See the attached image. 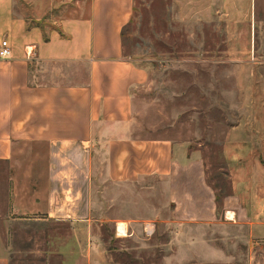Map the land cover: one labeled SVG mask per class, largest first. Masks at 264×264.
Masks as SVG:
<instances>
[{
  "label": "crops",
  "instance_id": "0c3cea01",
  "mask_svg": "<svg viewBox=\"0 0 264 264\" xmlns=\"http://www.w3.org/2000/svg\"><path fill=\"white\" fill-rule=\"evenodd\" d=\"M240 1L231 11L237 19L248 11V0ZM76 4L75 13L46 31L16 14L14 0H0V40L11 50L0 59V218L6 199L13 219L83 229L87 264H113L95 227L116 230L121 222L126 233L141 229L161 216L162 201L169 221L264 219L257 187L246 201L235 179L219 205L196 152L137 133L134 89L147 70L124 55L122 44L133 0ZM132 188L141 192L133 202L139 212L113 215L117 204L128 206ZM0 264H9L1 242Z\"/></svg>",
  "mask_w": 264,
  "mask_h": 264
},
{
  "label": "rangeland",
  "instance_id": "374dc122",
  "mask_svg": "<svg viewBox=\"0 0 264 264\" xmlns=\"http://www.w3.org/2000/svg\"><path fill=\"white\" fill-rule=\"evenodd\" d=\"M77 1L14 0V12L47 31L75 13ZM234 4L241 1L133 0L122 29L124 55L147 70L134 89L137 133L196 152L219 205L235 179L246 201L256 187L264 198V0H248L239 19ZM138 194L132 188L128 206L117 204L113 215L139 212ZM5 201L0 242L9 264H87L83 229L13 219ZM162 202L161 216L143 222L154 223L150 235L130 228L121 236L111 224L93 229L107 263L264 264V219L238 223L219 213L210 223L169 221Z\"/></svg>",
  "mask_w": 264,
  "mask_h": 264
},
{
  "label": "built area",
  "instance_id": "2783aa9c",
  "mask_svg": "<svg viewBox=\"0 0 264 264\" xmlns=\"http://www.w3.org/2000/svg\"><path fill=\"white\" fill-rule=\"evenodd\" d=\"M11 50H10V46L8 44L7 39H1L0 40V59H6L10 56ZM153 226L154 223L152 222H146L144 224V233L146 235H150L153 232Z\"/></svg>",
  "mask_w": 264,
  "mask_h": 264
},
{
  "label": "bare ground",
  "instance_id": "6f19581e",
  "mask_svg": "<svg viewBox=\"0 0 264 264\" xmlns=\"http://www.w3.org/2000/svg\"><path fill=\"white\" fill-rule=\"evenodd\" d=\"M116 233L121 236H125L126 231H125V226L123 223H118L116 226Z\"/></svg>",
  "mask_w": 264,
  "mask_h": 264
},
{
  "label": "trees",
  "instance_id": "16d2710c",
  "mask_svg": "<svg viewBox=\"0 0 264 264\" xmlns=\"http://www.w3.org/2000/svg\"><path fill=\"white\" fill-rule=\"evenodd\" d=\"M216 196V201H218L219 202V199H220V196L219 195H215Z\"/></svg>",
  "mask_w": 264,
  "mask_h": 264
}]
</instances>
